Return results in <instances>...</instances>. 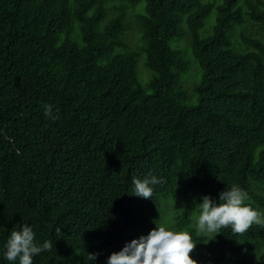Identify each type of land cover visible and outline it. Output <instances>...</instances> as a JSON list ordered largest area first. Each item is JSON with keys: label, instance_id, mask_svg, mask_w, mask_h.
I'll list each match as a JSON object with an SVG mask.
<instances>
[{"label": "trees", "instance_id": "1", "mask_svg": "<svg viewBox=\"0 0 264 264\" xmlns=\"http://www.w3.org/2000/svg\"><path fill=\"white\" fill-rule=\"evenodd\" d=\"M239 1L0 0V264H19L6 242L24 226L53 244L32 264H107L172 201L188 202L175 225L197 264H264V227L207 242L192 225L232 185L264 217V0ZM149 174L152 198L132 194Z\"/></svg>", "mask_w": 264, "mask_h": 264}, {"label": "clouds", "instance_id": "2", "mask_svg": "<svg viewBox=\"0 0 264 264\" xmlns=\"http://www.w3.org/2000/svg\"><path fill=\"white\" fill-rule=\"evenodd\" d=\"M44 113L53 119L51 105H45ZM163 183L162 178L149 174L144 179L133 178V193L138 197L151 199L154 185ZM247 194L239 186L231 187L219 193L218 202L203 196L198 204L199 213L195 216V229L198 235L213 240L221 229L231 227L233 234L242 235L253 225L264 227L261 213L246 205ZM146 236L133 239L118 252L109 255L107 264H197L191 257L198 241H193L187 230H172L162 224H156ZM60 232V228L56 229ZM206 242V243H207ZM51 241L42 244L35 242L33 230L24 226L22 230H12L6 242L5 258L8 261L19 260V264H32V257L43 251H50ZM95 260V255L90 254Z\"/></svg>", "mask_w": 264, "mask_h": 264}, {"label": "rangeland", "instance_id": "3", "mask_svg": "<svg viewBox=\"0 0 264 264\" xmlns=\"http://www.w3.org/2000/svg\"><path fill=\"white\" fill-rule=\"evenodd\" d=\"M244 3V0H240L238 5H242ZM144 2H140L138 4V6L143 7ZM136 7V6H135ZM135 7H130L132 11L136 10L137 8ZM213 12L208 16V18L205 21L204 26L199 30L200 35L203 36L205 34H207L208 29L211 28V26L214 23V17H213ZM129 19L131 20V28L129 31V39H131L132 41L137 42L138 39V27H137V23L133 20L132 18V13H129ZM187 33L185 34L184 38L180 41L179 46L181 47V52L184 53H188L189 50V54H190V59H189V70L187 71V74L189 75V77L187 79H185V76L183 77L182 80V86L188 91V97L190 101H193L196 98V95L192 92L191 88L192 85L194 83V80L197 81L200 77V69L197 65V63L195 62L193 56L191 55V51H190V47H188L187 50ZM233 38H235V35H233ZM174 41L172 40V43ZM187 56V55H186ZM136 70H137V74L139 77V80L142 84V86H146L147 82L150 79L151 76V71L145 66V61H144V53L140 54L137 58V64H136ZM190 76L195 77V79ZM170 200V198H168ZM188 202H184V201H172L169 205H165L162 204L161 210H160V218L157 224H162L164 225L166 228H170L172 230H177L176 225H175V217L177 214H179L180 212H182V210L185 208L186 204ZM198 211L193 212L192 214V225L195 227L196 224V220H195V216L198 215ZM178 231V230H177Z\"/></svg>", "mask_w": 264, "mask_h": 264}]
</instances>
